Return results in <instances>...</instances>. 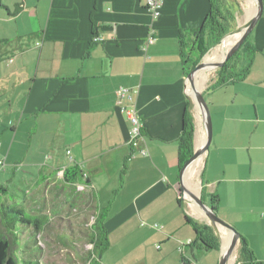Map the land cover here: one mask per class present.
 <instances>
[{"label": "crops", "instance_id": "1", "mask_svg": "<svg viewBox=\"0 0 264 264\" xmlns=\"http://www.w3.org/2000/svg\"><path fill=\"white\" fill-rule=\"evenodd\" d=\"M25 1L15 13L7 9L0 21L9 23L23 15L32 7ZM223 2L233 8L236 2L242 4ZM245 3L251 14L252 5ZM209 9L210 0H162L161 15L155 19L145 0H36L29 12L40 21L29 33L33 40L4 59L7 110L31 126L51 130L54 143L70 146L69 163L59 161L54 169L59 178L66 166L83 171L84 179L74 185L96 195V215L103 214L111 242L107 250L114 240L132 237L139 242L132 250L138 251L136 258L144 252V243H150L154 264H195L187 247L195 233L185 216L210 224L205 216L189 213L180 194L178 139L189 86L179 33L201 28ZM149 34L155 42L143 50ZM250 35L256 53L247 76L207 89L215 74L203 90L213 138L203 156L199 196L206 202L211 194L218 195V214L231 216L237 225L234 218L246 211L241 224L258 229L264 227V214L260 223L253 219V213L264 210V10ZM121 86L137 90L134 103L144 139L134 148L131 125L122 111L130 101L116 93ZM195 107L191 101L194 146L204 129ZM143 148L147 155L138 152ZM112 191L116 196L108 201V212L101 195ZM238 231L263 264L253 235Z\"/></svg>", "mask_w": 264, "mask_h": 264}, {"label": "rangeland", "instance_id": "2", "mask_svg": "<svg viewBox=\"0 0 264 264\" xmlns=\"http://www.w3.org/2000/svg\"><path fill=\"white\" fill-rule=\"evenodd\" d=\"M239 1L242 3L241 12L237 13L234 28L230 32L242 27L247 20L245 0ZM27 2L32 7L26 8L27 11L24 10V14L21 13L16 20L12 18L9 23L0 21V186L5 189L0 192V229L10 241V254L18 264H89V255L93 249L92 226L96 218L95 201L82 185L66 183L54 169L59 161L60 164L69 163L66 152L70 146L54 143L51 130L31 126L29 120L21 119L19 113L9 112L4 99V89L7 88L3 70L6 56L21 44L31 42L33 37L29 33L38 28L40 22L29 17L36 0ZM24 4L25 0H0V16H6L7 9L15 13ZM44 12L39 9L41 15ZM205 73L204 77L197 75L195 82L202 92L215 76L214 70H207ZM187 83L190 87L189 81ZM208 106L210 109L209 104ZM203 156L204 154L194 177L185 181V185L196 195H199ZM117 179L121 181V175ZM100 180L106 182V177L102 176ZM115 194L112 191L101 195L106 199L107 210L110 206L108 201ZM180 194L189 213L206 219L186 192L181 191ZM206 203H209V199ZM8 207L20 210L22 214L9 213ZM244 212L246 211L239 212L234 218L237 225L231 223V216L224 217L221 213H216L237 231L243 229L252 234V244L263 257L264 227L255 229L242 225L241 222L247 218ZM263 214L264 210L253 213V219L260 223ZM221 229L220 226L213 227L219 239ZM106 236L108 239V235ZM110 243L108 240V244ZM137 243L138 240L132 237L114 240L111 249L105 250L97 260L98 264H138L139 259L145 264H154L150 243H144V252L136 258L138 251L132 250L137 247ZM238 247L231 264H237ZM196 252L195 264H219L220 249ZM257 258L259 257L256 256Z\"/></svg>", "mask_w": 264, "mask_h": 264}, {"label": "trees", "instance_id": "3", "mask_svg": "<svg viewBox=\"0 0 264 264\" xmlns=\"http://www.w3.org/2000/svg\"><path fill=\"white\" fill-rule=\"evenodd\" d=\"M240 10L239 3L233 6H226L223 0H210V9L205 23L201 28L197 29H182L179 33L180 42V56L182 58L185 74L193 69L203 58L206 52L213 46L217 45L220 40L234 28L235 12ZM249 35L239 49L228 59V61L221 67L215 70L216 78L208 86L207 89H215L217 87L226 85L228 83L243 80L251 67L256 53V48L251 42ZM7 42V40H4ZM204 95V93H203ZM191 100L188 98L186 104V111L184 117L183 129L179 142V156L180 169L185 161L193 154L194 151V121L189 107ZM125 165H123V168ZM84 173L77 165L66 166L62 172V178L66 183L76 184L84 179ZM88 182L89 180L86 179ZM5 189L0 186V192ZM90 198L94 201L97 199L94 193H89ZM203 199V196H201ZM219 205V197L216 194H211L209 199V206L213 211L217 212ZM104 210V209H103ZM9 213H16L21 215L20 210H14L8 207ZM97 214V213H96ZM194 230L195 238L187 247L192 252V257L195 259L197 252L201 250L219 249L220 239L215 234L213 227L206 223H198L185 216ZM104 216L100 213L96 215L92 226L91 244L93 246L90 252L88 262L89 264H98L102 253L108 248L107 233L104 227ZM239 253L237 257V264H262L258 261L248 246L245 238L240 235ZM0 264H18L17 260L10 254V241L3 235L0 229ZM38 264V262H37Z\"/></svg>", "mask_w": 264, "mask_h": 264}, {"label": "water", "instance_id": "4", "mask_svg": "<svg viewBox=\"0 0 264 264\" xmlns=\"http://www.w3.org/2000/svg\"><path fill=\"white\" fill-rule=\"evenodd\" d=\"M264 10V0H255V8L252 11L250 17L246 20L245 24L242 27H239L231 32L227 33L219 43H221L229 34L239 33L237 39L233 42L227 52L219 59L215 61H207L206 56L210 52V49L203 56L202 60L187 74V80L190 83V88L193 91V94H189V99L196 105L197 109L200 112L201 120L203 124V128L205 130V141L200 149H197L194 146L193 154L185 161L179 171V184L180 191L186 192L190 198L196 203L199 210L204 214L207 218L209 224L212 227H222L226 229L230 234L231 238L228 246L224 251L221 249L219 264H228L230 262L231 257L234 254V251L237 248V245L240 241V233L222 218H220L215 211L199 196L194 194L186 185L184 180V175L187 171L188 166L194 162L198 157L205 154V152L209 149V146L212 142L213 138V124H212V116L208 106V103L203 95V92L198 89L195 85L197 82V75L205 70H216L221 68L228 59L239 49L245 39L250 35L253 28L257 24L258 20L263 14ZM218 43V44H219Z\"/></svg>", "mask_w": 264, "mask_h": 264}, {"label": "built area", "instance_id": "5", "mask_svg": "<svg viewBox=\"0 0 264 264\" xmlns=\"http://www.w3.org/2000/svg\"><path fill=\"white\" fill-rule=\"evenodd\" d=\"M146 8L151 13L153 18L157 19L161 15V8H162V0H145ZM95 38L94 40H97ZM155 42V36L153 34H149L146 39V44L143 46V50L147 48L148 45H151ZM39 45V43H38ZM119 98L126 97L130 103L127 106L122 108L126 118L128 119L131 125V144L132 147L139 146L142 143L144 136L142 131V122L138 115L137 107L134 103V96L137 93V90L131 87L121 86L116 91ZM140 153L143 155H147L148 152L145 148L140 150ZM1 163V161H0Z\"/></svg>", "mask_w": 264, "mask_h": 264}, {"label": "bare ground", "instance_id": "6", "mask_svg": "<svg viewBox=\"0 0 264 264\" xmlns=\"http://www.w3.org/2000/svg\"><path fill=\"white\" fill-rule=\"evenodd\" d=\"M250 2V4L252 5V11L255 8V0H248ZM246 16L247 19L250 17V10H247L246 12ZM252 13V12H251ZM250 14V15H249ZM239 33H233V34H229L225 40H223L221 43H219L214 49H212L206 56V60L207 61H215V60H219L226 52L227 50L230 48V46L233 44V42L237 39ZM207 70L202 71L201 73H199L198 75L200 77H204V75H206ZM200 82V80H199ZM189 94H193V91L191 90V88L189 87L188 89ZM196 108V107H195ZM199 111V110H198ZM197 111V112H198ZM200 113V112H199ZM201 116V115H200ZM201 120V119H200ZM200 122V121H199ZM202 126V124H201ZM205 141V130L201 129V132L199 133V136L197 138V143H195L196 148L200 149L202 147V145L204 144ZM202 160V156L198 157L194 162H192L188 168L187 171L184 175V180L188 181L192 178V176L195 173V170L197 169V166L200 164ZM196 175V174H195ZM194 177V176H193ZM194 204V203H193ZM197 206V205H196ZM199 212V211H198ZM231 238V234L224 228L221 229V234H220V240H221V244H222V251H224L226 249V247L229 244ZM237 249V248H236ZM235 256L233 255L230 259L229 264H231V260H234Z\"/></svg>", "mask_w": 264, "mask_h": 264}]
</instances>
